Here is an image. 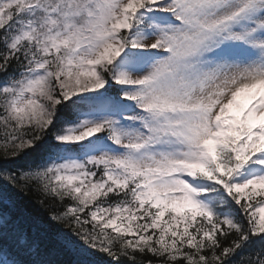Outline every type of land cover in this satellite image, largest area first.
Listing matches in <instances>:
<instances>
[{"label":"snow or ice","instance_id":"6c2138e0","mask_svg":"<svg viewBox=\"0 0 264 264\" xmlns=\"http://www.w3.org/2000/svg\"><path fill=\"white\" fill-rule=\"evenodd\" d=\"M0 264H264V0H0Z\"/></svg>","mask_w":264,"mask_h":264}]
</instances>
